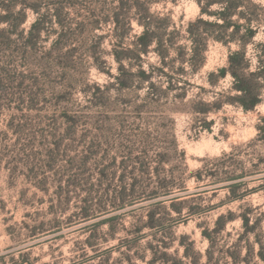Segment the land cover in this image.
I'll return each mask as SVG.
<instances>
[{"label":"rangeland","instance_id":"rangeland-1","mask_svg":"<svg viewBox=\"0 0 264 264\" xmlns=\"http://www.w3.org/2000/svg\"><path fill=\"white\" fill-rule=\"evenodd\" d=\"M134 1L11 3V11L27 12L26 34L36 18L33 8L51 22L28 56L19 49L22 41L8 46L0 39V264H206L205 230L219 264H264V140L257 129L264 81L251 83L261 102L249 111L227 101L235 94L230 74L215 85L207 81L208 72L228 66L230 53L244 43L250 70H258L264 0H252L255 6L232 0L241 7L229 28L198 24L210 32L201 67L180 59L190 57L187 30L201 16L197 0H139L140 7ZM147 8L151 25L164 38L173 35L166 73L154 45L138 55L139 20ZM247 19L256 22L251 41ZM57 39L65 45L54 61L63 64L48 60L45 67ZM115 51L127 54L122 72ZM172 135L177 152L171 151ZM92 148L98 153L87 161ZM50 150H56L53 170L45 169ZM113 163L115 175L101 180L99 169ZM67 180L75 185L60 204L57 189ZM232 183H238L234 190L226 187ZM134 184L136 191L109 203L113 190ZM91 186L97 190L92 195ZM87 197L94 205L88 216ZM102 201L106 205L98 206ZM244 214L255 231L245 233ZM220 215L232 219L217 224Z\"/></svg>","mask_w":264,"mask_h":264},{"label":"trees","instance_id":"trees-1","mask_svg":"<svg viewBox=\"0 0 264 264\" xmlns=\"http://www.w3.org/2000/svg\"><path fill=\"white\" fill-rule=\"evenodd\" d=\"M18 0H0V5L2 9L4 10L3 13L0 14V25H5L3 27H0V39L5 42L8 46H11L17 38L18 40L22 41V48H19L20 51L28 56L34 52H36L37 48H39V39L41 37V34L47 29L48 24L51 22L50 18L46 14H41L37 8H33V11L36 13V18L32 22L30 29L28 30L27 34L24 29H22L23 23L26 21L27 18V12L25 9H22L18 12L11 11V3L15 4ZM198 4L201 7V16L195 21L191 22L188 27V39L191 42L190 45V57L185 60L184 56H182L181 62L185 63L188 62L190 66L193 67H201L205 64V50H206V44L205 40L210 35V32L208 30H201L198 26V24H205L209 26H223L224 28H229L233 24V16L238 10V8L241 7L240 2H235L232 0H197ZM249 2L252 5H256L253 3L252 0H249ZM133 3H137L140 7L141 3L139 0ZM215 4H218L221 6L220 11H213L211 10V7ZM146 17L142 20H139L141 25L143 26L142 33L138 36L136 40V47L138 51L139 57L142 53H148L149 49L154 45V50L157 53L160 64H161V71L165 72V67L169 66V62L167 61V57L169 54L170 46L173 43V35H169L170 37L164 38V34L159 32L155 27L151 25L150 21V12L149 8H147ZM203 15H208L215 18H220L223 20V24H219L217 20H210L203 18ZM255 23L253 19H247L245 25L247 26L248 31V38L250 41L255 37L256 35V29H255ZM240 24H236V28H240ZM123 35V34H122ZM16 39V40H17ZM218 39V38H217ZM224 43H227V41L222 40ZM246 43H244L245 46ZM64 42L60 39L54 40V42L51 45V48L49 51L46 52V58L45 60L48 61H54L56 56L62 51L64 47ZM261 45L264 46V43H261ZM118 47H121V49L124 51L125 48L122 44H117ZM233 51L230 53L228 58V66L218 69L217 71H211L208 72V83L211 85H215L217 80L220 78L226 77L228 74L232 76L234 79L233 85L231 87L232 92L234 91L235 94L229 95V100H227L229 103H237L239 104L244 111H249L251 109H254L260 102H261V93L260 89H253L251 88V83L255 79H259L264 81V59L261 56H258V70L251 71V60L247 57V51L245 47ZM127 51V50H126ZM123 55H127L126 52H123V54L120 55L118 52L115 51V56L117 61L119 62V70L122 72L125 69V66L123 64ZM97 57V56H95ZM58 63V65H62L63 62L59 59L58 61H54ZM45 67L47 65L50 67L49 61L43 62ZM99 70H102L100 66L98 67ZM141 72L144 75H148L145 70H141ZM147 77V76H146ZM121 85H124L125 82H121ZM119 84V85H120ZM261 86V83H260ZM98 89L100 87L98 86ZM218 101L214 102H203L206 106H212L213 104H216ZM222 105L224 101H219ZM199 112L207 113V110H196ZM258 129V136L261 137L264 140V116H261L260 123L257 125ZM172 144H174V148L171 150L172 152H177V140L175 135H172ZM98 150L96 148H92L89 153L87 154V161L93 156L97 155ZM56 160V150H50L48 153V160L45 164V169L53 170L54 164ZM116 165L113 163V165H107L104 166V168L99 169V174L101 180L107 179L110 174L115 175V171L110 173V169H113ZM139 170L142 172H145L147 169V164L140 162L139 164ZM123 169L127 170V165L123 164ZM31 173L36 174L37 172L35 169H30ZM122 176H124V173H122ZM236 180V178H232L231 180ZM41 183L45 185L47 183L46 178L42 179ZM67 186H63L62 184H59L57 196L60 195V198L58 199L60 204L63 203L62 200V194L66 193L68 189L70 188L69 185H75L73 180H67ZM238 186V183H232L227 185L226 187L230 188L231 190L235 189ZM137 186L136 184L132 185L130 189H127L125 187L121 188L120 190L115 189L113 196V200H109V203L111 202V205L113 203H116L115 200H122L125 196L129 195V192L136 191ZM108 195H110V191L112 188L110 186H107L106 188ZM88 193L92 195L93 192L97 191L95 186H91L87 188ZM171 189H167L166 193H170ZM64 201H67V197L64 198ZM103 205H106L103 201L98 204V206L103 207ZM94 205L92 204L91 200L87 197V205L83 207V211L85 214L90 215L92 211V207ZM232 219L229 217H226L225 215H220L217 224H219L223 219ZM242 223L243 227L245 228L246 232L255 231L254 225H250V217L248 214H244L242 216ZM219 227H216L213 232H218ZM204 235L209 239L210 246L207 249V262L206 264H219L216 258L212 256L211 250L214 246V240L212 238V235L209 231H204ZM261 245V250H262ZM186 257L188 259H191V255L187 252ZM264 257V256H262ZM191 264H196V261L191 259Z\"/></svg>","mask_w":264,"mask_h":264}]
</instances>
